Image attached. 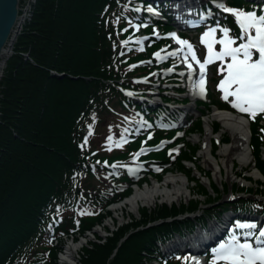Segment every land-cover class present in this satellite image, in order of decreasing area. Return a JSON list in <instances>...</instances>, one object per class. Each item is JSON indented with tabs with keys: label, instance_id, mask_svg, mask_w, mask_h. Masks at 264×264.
<instances>
[{
	"label": "trees",
	"instance_id": "obj_1",
	"mask_svg": "<svg viewBox=\"0 0 264 264\" xmlns=\"http://www.w3.org/2000/svg\"><path fill=\"white\" fill-rule=\"evenodd\" d=\"M104 1L36 0L32 18L24 23L15 43V49L22 53L8 58L11 69L4 80L0 117V264L8 252L35 230L41 205L62 181L64 169L76 159L71 136L75 117L99 87V78L107 77V67H102L105 52L100 47L106 45L107 38L99 35L96 22ZM55 72L65 75L61 78ZM205 109L211 110V106ZM213 125L215 131H221L220 122ZM202 129L199 117L189 131L196 134ZM252 132L257 167L264 176L262 143L255 135L257 124L252 125ZM198 148L188 141L176 167L185 170L197 183L199 192L213 202L208 187L191 170H186L185 161L192 160ZM153 156L165 158V153ZM209 179L222 198V190L211 176ZM228 187L224 185L225 190ZM132 190L127 193L132 194ZM200 204V200L193 198L189 203L145 206L139 216H130L116 230L108 228L111 234L104 241L94 233V239L83 245L80 264H141L143 250H150L158 233L177 227L182 223L178 217L200 209ZM104 218L103 214L89 219L82 233L85 228L91 230L101 224ZM59 250L53 251V260L48 264H59Z\"/></svg>",
	"mask_w": 264,
	"mask_h": 264
},
{
	"label": "snow or ice",
	"instance_id": "obj_2",
	"mask_svg": "<svg viewBox=\"0 0 264 264\" xmlns=\"http://www.w3.org/2000/svg\"><path fill=\"white\" fill-rule=\"evenodd\" d=\"M211 2L223 12L234 16L240 30L239 35L233 37L229 35V28L217 24L215 27H209L201 36L200 42L207 49L203 60L197 57L194 46L190 42L179 38L176 40L181 48L167 53V55L183 54V62L187 65L190 77L197 69L189 62V58L195 62L199 69V79L194 84L199 88L200 94L205 91L207 66L221 61L218 71L224 75L217 88L222 92V99L228 101L240 113L247 114L249 119L255 120L257 116L264 119V9L258 14L256 10L245 11L227 7L222 0H211ZM136 11H140V9L137 8ZM147 11L153 15L159 14L157 9L151 5L148 6ZM211 15L210 9L206 13H201L200 21H204ZM139 26L135 25L137 28ZM217 31L222 33L220 39L216 38ZM237 41L240 42L237 43ZM136 43H142V40H137ZM215 44L221 45L219 51L215 49ZM154 55L157 58H162L160 52ZM230 97L231 99H229ZM88 127L90 136L92 135V126ZM261 130L264 131V129ZM107 139L112 140V137L109 136ZM87 140L88 136L85 137V145ZM122 142H125L123 136H121V142H118L116 146L120 147ZM236 228L248 229L243 233L247 239L241 243L233 231L227 242H221L218 247L212 250L214 253L212 264L221 260L225 264H264V228H260L258 234L252 231L257 229L255 223L237 222ZM184 259L187 261L188 258ZM196 264L199 262L197 261Z\"/></svg>",
	"mask_w": 264,
	"mask_h": 264
},
{
	"label": "rangeland",
	"instance_id": "obj_3",
	"mask_svg": "<svg viewBox=\"0 0 264 264\" xmlns=\"http://www.w3.org/2000/svg\"><path fill=\"white\" fill-rule=\"evenodd\" d=\"M33 1L34 2L32 4L31 10H29V12L25 11V12H27L25 22L32 18L33 5L36 2V0H33ZM27 3H28V0H25L24 5H23V9H25V10L27 9ZM24 27L25 26H23V29H24ZM23 29H22V31H23ZM22 31L18 32V35L16 37V41H17L18 36L20 35V33H22ZM17 53H22V52H21L20 49H15V45H13L12 48H11V53L8 54V58L10 59V57L13 54H17ZM23 53H26V52H23ZM8 58H7V63H6L5 71H4L3 80H2V82H0V117H1V114H2L1 99H2L3 93H4L3 92V90H4V80H5V76H6L7 72L11 69V64L8 63ZM193 103H194V101H191L189 104L193 105ZM188 105H186V106H188ZM194 108L196 110L195 105H193V109ZM214 110H215V108L211 109L210 111L206 112V114L204 116V127H205V130L202 133V135H206L207 129L210 127V124L212 122H214V121L221 122L220 120L215 119V118H211V119L208 118L209 115ZM0 120H1V118H0ZM221 124H222V132L219 133V135H221V136H229L230 140H231V143H229L227 145H222L219 149L226 148L228 146L230 147L232 145V143H233V135L231 134V132L226 130V128L224 127V124L222 122H221ZM200 137H201L200 134H194V135H189L188 139L192 143H198L199 140H200ZM263 149H264V143H263ZM208 151H210L209 147L206 148V149L199 150L198 153H197V157L199 159L200 164L202 165V167L205 170L208 169V170L212 171L209 176H211V178L213 180H215L216 183L219 186L221 185V183L226 182L229 185V188L232 187L234 182L236 181L235 180L236 179L235 172L237 170L243 171L245 169H247L245 174H247L248 176L251 177L252 183H255L256 180H258V181L260 180L259 182L264 181V178L260 174V172L257 169H255L252 165H250L251 157H249V160H248L247 164L244 167H242L239 164V162L236 161V163L234 164L235 167H233L234 169L230 173V172H228V167L225 164H222V159H221V156L218 153V151L214 153L215 157H213V161H212L214 163V166H212V167L205 166V164H204L205 153H207ZM263 155H264V150H263ZM208 156L210 157V154ZM211 156H212V154H211ZM239 158H241V157L236 155L233 160H237ZM216 163H219L220 165L216 166ZM216 170H219V176L217 175V171ZM195 173H197V172L195 171ZM170 178L173 179L175 181V183H173V185H171V183H169V185L168 184L166 185L167 179H170ZM178 179L181 180L180 183H179ZM183 182H184V178H183L182 174L173 173V174H165L164 177L161 179V181L158 182V183H156L155 181H152L150 184H144V185H141V186L137 187L132 192V196L127 199V202L124 204V201H123V202L119 203L116 208L112 209V212L110 213V216H108V218L104 222H102L99 226H96L94 232H96V234H98V235L105 236L106 235V232H105L106 229L109 228L110 231L116 230L124 222H127L126 220L130 219L129 218L130 216H139L140 212L143 210V206L154 207V205L157 204V203L168 202L170 204L171 202H177L178 203L181 200H189L190 194H189V191L186 189L184 191L185 193L183 192L184 194H182V196L174 195L173 200H167L166 198L163 197V194L160 193V194L156 195V197L154 199V202H151V204H147L143 200H139V203H137V205H134V206L129 203V201L135 196V194H136V192L138 190H144L145 188L152 187L154 185H159L162 189H169V190L172 189V190H174L176 188L175 190H177L178 188H180L181 190H184V188H186V187L183 184ZM203 182L207 185V187L210 188V183H209L207 177L203 178ZM247 184H250V182H247ZM228 192H229V190H227L226 194H224V198L226 197ZM246 196H249V194H246ZM196 215H197V213H196ZM110 231L107 232L109 235L111 234ZM94 232L89 233L90 235H89L88 238L83 237L81 239V241L75 242L73 244H71V241H69V243H68L69 248L71 246L73 247L75 245H76V248H78L77 251L74 252V256L76 258H80V252H81L80 248L83 250V245L84 246L86 245V240H89L90 238L93 239V236H94L93 233ZM74 249H75V247H74ZM67 252H68V250H67ZM64 257H66L65 253L62 254V260H63ZM62 260H60V258H59L60 263H61ZM66 263L79 264V262H77L76 259H68V261Z\"/></svg>",
	"mask_w": 264,
	"mask_h": 264
},
{
	"label": "bare ground",
	"instance_id": "obj_4",
	"mask_svg": "<svg viewBox=\"0 0 264 264\" xmlns=\"http://www.w3.org/2000/svg\"><path fill=\"white\" fill-rule=\"evenodd\" d=\"M33 2H34L33 0H28L27 9L26 10L22 9V12H25V11L29 12V10H31ZM193 105H195V103H193ZM193 105L189 104L188 108L192 110ZM208 118L209 119L215 118V119L220 120L224 124V127L226 128V130L231 132V134L233 135L232 145L230 147L228 146L226 148L219 149L218 151L222 159V164H225L228 167V172L230 173L233 171L234 169L233 167L236 161H238L239 164L242 167H244L247 164L249 157L251 156V154L248 153V149H247V145L249 141V131L247 128L248 126L247 121L244 118H237L227 111L218 110V109H215L209 115ZM208 130H211V128L209 127ZM241 148L243 150H241ZM209 154H210L209 151L205 153L204 164L205 166L212 167L214 166V163L212 162L213 156H211L210 154V157H209L208 156ZM236 155L240 156L241 158L237 160H233ZM219 165H220L219 163H216V166H219ZM216 171H217V175L219 176V170H216ZM169 183H171L172 185L173 183H175V181L171 178L167 179L166 185L167 184L169 185ZM183 184L186 187L184 188V190H181L180 188H178L177 190H175L176 188L174 190L162 189L159 185H154L152 187L145 188L144 190H138L135 196L129 201V203L134 206V205H137V203H139V200H143L147 204H151V202H154L156 195L160 193H162L163 197L166 198L167 200H173L174 195L182 196V194L185 193L184 191L188 188L186 179H184ZM259 217L262 218V221H264V217L260 215ZM218 222L220 226H224L226 224L224 220H219ZM217 230H219V228ZM77 249L78 248H76V245L73 247L71 246L70 248L67 249L68 252L65 257L66 262L68 261V259H72V256L74 252L77 251Z\"/></svg>",
	"mask_w": 264,
	"mask_h": 264
},
{
	"label": "water",
	"instance_id": "obj_5",
	"mask_svg": "<svg viewBox=\"0 0 264 264\" xmlns=\"http://www.w3.org/2000/svg\"><path fill=\"white\" fill-rule=\"evenodd\" d=\"M25 0H0V82L3 80L8 54L22 31L27 12H22ZM65 74L60 75L64 77Z\"/></svg>",
	"mask_w": 264,
	"mask_h": 264
}]
</instances>
